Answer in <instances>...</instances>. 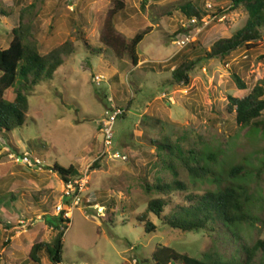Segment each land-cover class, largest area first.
<instances>
[{
	"label": "rangeland",
	"instance_id": "374dc122",
	"mask_svg": "<svg viewBox=\"0 0 264 264\" xmlns=\"http://www.w3.org/2000/svg\"><path fill=\"white\" fill-rule=\"evenodd\" d=\"M189 2L207 16L190 22L181 8ZM30 5L35 6L30 17L42 54L74 35L80 40L55 79L32 91L29 118L13 135L19 151L0 135V264H31L33 244L53 238L49 221L57 216L63 190L51 169L55 161L78 165L87 180L64 237L62 264H146L158 245L198 258L218 251L226 260L245 261L242 246L264 238V132L242 129L227 105L229 96L244 97L264 84V26L254 47L202 60L189 73V82L179 83L172 76L179 63L205 56L218 40L231 38L245 25L243 5L233 9L231 0H0V49L10 45L21 10ZM112 17L122 41L150 29L138 46L137 66L120 46L119 52L108 50L100 57L86 48L84 40L105 48L101 29ZM186 35L191 42L181 48L176 37ZM235 74L245 89L238 87ZM96 75L104 76L100 84L94 82ZM6 96L13 100L15 91ZM112 105L125 109L115 124V149L126 160L100 157L104 136L98 122ZM165 138L185 155L192 148L222 151L219 163L212 165L215 171L234 162L255 172L262 168L250 187L262 195L263 209L256 212L255 227H242V240L223 231L172 228L147 212L148 202L159 197L146 191L147 182L178 179L188 186L189 191L176 187L165 213L187 205L188 194L202 195L218 186L213 175L193 183L179 160L176 172L165 167L153 142ZM25 153L46 166L23 164ZM143 218L157 230L148 233ZM258 262L256 256L251 264ZM42 264L54 263L45 256Z\"/></svg>",
	"mask_w": 264,
	"mask_h": 264
},
{
	"label": "trees",
	"instance_id": "16d2710c",
	"mask_svg": "<svg viewBox=\"0 0 264 264\" xmlns=\"http://www.w3.org/2000/svg\"><path fill=\"white\" fill-rule=\"evenodd\" d=\"M158 1V0H156ZM232 8L237 9L242 5L248 12L245 25L236 31L231 38L218 40L205 56L197 59H185L172 71L176 82H189V73L202 60L226 56L240 47L251 49L255 43L262 38V27L264 26V0H231ZM121 4V2L118 1ZM122 5V4H121ZM35 6L30 5L20 12V25L13 30V40L7 48L0 49V135L7 140L11 148L19 151L13 142L14 131L23 127L30 115V97L32 91L43 83L53 81L66 59L77 49L76 43L80 40L78 35L70 37L64 43L54 48L48 54H42L39 49L37 38L34 34L33 14ZM182 8L187 19L196 17L202 20L208 13L202 11L191 2ZM220 16L218 15H214ZM149 30L139 32L129 41H122L115 34V23L112 19H106L101 29L100 40L105 48H96L84 40L86 48L97 56L107 54L108 50L126 52L130 56L134 66L139 64L138 46L144 40ZM234 78L240 89L246 85L241 78L235 74ZM13 89L15 97L13 100L7 98V92ZM227 110L235 113L236 121L242 129L264 132V84L261 82L244 97L229 96ZM156 148L163 154L162 163L171 170H177L176 161H180L188 171L193 183L199 180H208L215 177L218 186L204 194H188L187 205L172 207L167 213L165 209L171 203L172 193L179 187L183 191H189L188 186L174 179L172 182L157 180L155 183H146L144 186L148 193L156 191L159 197L148 202L147 212L154 213L164 225L178 228L186 232L201 231H223L233 235L237 240H242V227L249 225L255 227L259 218L256 212L263 209L260 192L253 194L251 190L252 179L257 176L256 172H262L260 167L256 172L254 167H249L244 162L232 163L222 171H215L213 164H218L222 155L220 150L192 148L185 155L177 145H172L168 138L162 141H153ZM264 153V150H263ZM24 155V154H23ZM56 172L63 182L83 176L79 166L70 164L68 167L61 165L58 161L51 168ZM145 217V216H144ZM65 220L62 215L50 218L54 230L53 238L48 242H37L33 244L29 258L31 264H42L44 257H48L54 264L63 263L64 237L66 231L62 230ZM145 221L146 231L157 230V225ZM247 258L242 261L238 258L224 259L218 251L205 252L201 258L194 257L188 253H181L172 247L158 245L154 249L146 264H251L256 256H259L258 264H264V238L258 239L251 247L243 245Z\"/></svg>",
	"mask_w": 264,
	"mask_h": 264
},
{
	"label": "built area",
	"instance_id": "2783aa9c",
	"mask_svg": "<svg viewBox=\"0 0 264 264\" xmlns=\"http://www.w3.org/2000/svg\"><path fill=\"white\" fill-rule=\"evenodd\" d=\"M197 20L196 17H193L190 19V22L196 23ZM175 42L182 48L191 42V38L189 35L176 37ZM103 78L104 76L102 75H96L94 77V82L100 84ZM124 113L125 109L123 107L112 105L106 109L104 117L99 120L98 124L101 133L104 136L103 150L100 153V157L126 160V156L122 155L115 149V124L119 117L124 115ZM20 161L30 168L38 167L42 169L46 166L43 160L34 157L29 153L22 155ZM86 183L87 180L85 179V176L77 177L68 182H63L61 200L56 207V213L57 215H62L65 220L61 228L64 231H67L71 224L73 210L82 202V194L86 187Z\"/></svg>",
	"mask_w": 264,
	"mask_h": 264
}]
</instances>
